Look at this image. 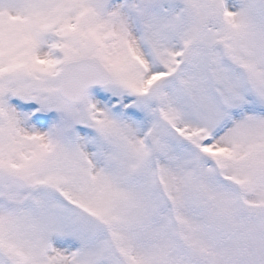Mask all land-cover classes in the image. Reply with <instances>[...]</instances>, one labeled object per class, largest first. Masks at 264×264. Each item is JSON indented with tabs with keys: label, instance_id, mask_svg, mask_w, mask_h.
Returning a JSON list of instances; mask_svg holds the SVG:
<instances>
[{
	"label": "snow or ice",
	"instance_id": "snow-or-ice-1",
	"mask_svg": "<svg viewBox=\"0 0 264 264\" xmlns=\"http://www.w3.org/2000/svg\"><path fill=\"white\" fill-rule=\"evenodd\" d=\"M0 264H264V0H0Z\"/></svg>",
	"mask_w": 264,
	"mask_h": 264
}]
</instances>
